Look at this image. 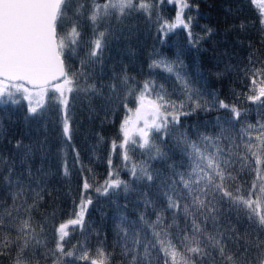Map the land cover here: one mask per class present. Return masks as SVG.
<instances>
[{
  "label": "snow or ice",
  "instance_id": "snow-or-ice-1",
  "mask_svg": "<svg viewBox=\"0 0 264 264\" xmlns=\"http://www.w3.org/2000/svg\"><path fill=\"white\" fill-rule=\"evenodd\" d=\"M164 3L174 6L171 19L159 11ZM248 4L261 47L249 45L248 55L226 68L241 85L232 91L237 102L226 103L197 88L179 56L157 53L149 64L175 77L176 98L177 90L169 92L155 79L137 82L126 66L114 67L106 84L98 79L105 51L133 17L156 25L162 45L182 29L188 43L198 46L212 29L193 35L191 10L199 9L193 0H0V107L23 103L26 120L53 117L83 176L65 212L49 203V172L30 163L46 141L35 147L16 141L22 171L0 156V185L7 192L0 198V264H264V0ZM97 99L106 101L102 110L124 112L120 142L112 140L111 151L121 150L127 179L113 169L111 155L103 181L84 175L92 170L72 143L77 102L94 114ZM240 102L259 106L254 123L243 118L250 109ZM217 108L230 115L217 116L214 131L199 125L190 131L184 124L183 118ZM61 169L70 176L66 152ZM93 193L117 204L123 196L122 207L131 201L135 212L115 218L111 245L91 219ZM76 233L83 239L69 244Z\"/></svg>",
  "mask_w": 264,
  "mask_h": 264
},
{
  "label": "trees",
  "instance_id": "trees-1",
  "mask_svg": "<svg viewBox=\"0 0 264 264\" xmlns=\"http://www.w3.org/2000/svg\"><path fill=\"white\" fill-rule=\"evenodd\" d=\"M193 2L199 5L198 11L191 10L194 17L193 35H203L206 28L212 29V34L201 40L198 46L193 47L188 43L187 35L182 29L170 33L162 45L156 25L142 15L133 17L122 26L118 33L119 38L113 40L105 51L103 75L100 76L98 72V79L106 84L114 67L119 71L121 66H126L128 73L135 77L137 82L155 79L157 84H163L169 92L177 90L173 94V98H176L180 86L175 77L159 69H149V64L153 58H158L157 53L170 60L179 56L188 78L197 88L208 93L214 92L218 99L226 103H236L232 91L233 89L240 91L241 85L237 82L236 74L226 71V68L245 58L252 50L249 45L261 47L259 25L255 23L256 13L248 4V0H193ZM159 11L166 19H171L175 15L174 6L167 3L161 4ZM241 23L245 25L244 28L240 27ZM217 73H222V77L218 79ZM94 105L96 111L90 114L82 111L77 102L74 121L72 143L80 153V160L85 169L92 170L90 173L85 170L84 175L88 176L89 180L94 175L97 181H103L109 171L108 158L111 155L113 169L119 170L121 178L127 179L128 173L122 168L121 150L118 148L114 154L111 151V141L120 142L118 128L124 112L120 108L102 110V106L106 105L103 99H97ZM240 106L250 109L243 118L254 123L258 118L259 106L246 102H240ZM226 115H230L227 110L217 108L210 112H197L193 116L183 118V121L189 126L190 131L192 125H199L202 130L211 132L214 131L211 124L215 123L216 117ZM25 117L26 109L23 103L9 105L6 108L0 107V156L14 160L17 171H22L24 167L20 164L22 149L15 148L16 141L34 147L38 142L46 141L44 150L35 151L30 163L33 170L43 166L49 172L47 183L52 190V195L48 198L49 203L66 212L79 195L83 179L80 165L74 163L75 153L63 145L52 123L53 117L43 122L26 120ZM172 143L174 141H169L168 147H171ZM65 152L70 172L68 177L63 175L61 169ZM135 157L138 159L141 157L139 150L135 152ZM173 157L179 159L178 153L173 152ZM153 166L162 167L159 163ZM92 195L94 206L90 209L91 219L95 227L107 233V243L111 245L115 218L121 213L135 216L131 201L129 207L124 209L123 196L118 200L120 205L118 207L110 197H96L95 193ZM5 196L7 192L0 185V198ZM82 239L83 237L76 233L70 237L69 244ZM89 243L94 246L97 243L96 238L93 236Z\"/></svg>",
  "mask_w": 264,
  "mask_h": 264
}]
</instances>
